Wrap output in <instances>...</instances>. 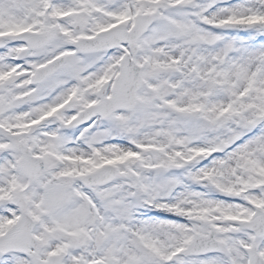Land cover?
<instances>
[{
    "label": "snow or ice",
    "instance_id": "6c2138e0",
    "mask_svg": "<svg viewBox=\"0 0 264 264\" xmlns=\"http://www.w3.org/2000/svg\"><path fill=\"white\" fill-rule=\"evenodd\" d=\"M0 264H264V0H0Z\"/></svg>",
    "mask_w": 264,
    "mask_h": 264
}]
</instances>
